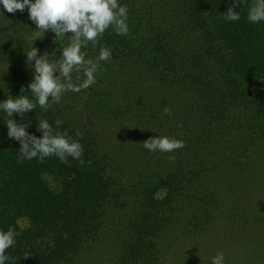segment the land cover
Masks as SVG:
<instances>
[{
	"label": "trees",
	"instance_id": "trees-1",
	"mask_svg": "<svg viewBox=\"0 0 264 264\" xmlns=\"http://www.w3.org/2000/svg\"><path fill=\"white\" fill-rule=\"evenodd\" d=\"M120 3L129 9L128 34L109 29L96 48L82 49L94 61L100 46L111 49V59L99 62L96 84L66 93L47 112L37 105L12 117L30 123L27 131L37 138L41 118L61 120L59 130L83 145V165L71 157L66 163L55 156L22 160L0 113V230L16 232L9 264H82L115 235L122 215L128 216L122 225L136 234L132 242L122 239L124 254L115 262L154 264L172 206L216 211L218 191L201 192L211 174L234 201L236 194L250 197L243 179L264 172V22L247 20L251 0L233 9L241 17L235 22L221 15L231 0ZM0 12V80L9 83L0 87V102L13 94L34 100L23 53L37 39L41 54L59 56L66 41L50 31L38 36L27 9L7 13L0 6ZM112 132L118 147L107 149L100 138L108 141ZM156 135L185 147L146 152L142 144Z\"/></svg>",
	"mask_w": 264,
	"mask_h": 264
},
{
	"label": "clouds",
	"instance_id": "clouds-1",
	"mask_svg": "<svg viewBox=\"0 0 264 264\" xmlns=\"http://www.w3.org/2000/svg\"><path fill=\"white\" fill-rule=\"evenodd\" d=\"M243 3L247 4V0H243ZM239 4H242V0H231L226 13L221 14L226 21L240 20V12L233 10ZM0 6L7 13L24 12L27 9L28 18L36 26L38 36L43 37L50 31L56 39L66 41L59 56L54 51L41 54L40 49L33 46L37 39H33L23 53L32 71L27 91L34 100L21 94L16 98L8 96L0 102V113L6 118L4 125L7 137L19 143L22 160L38 159L42 162L55 156L66 163L71 157L83 165V145L67 131L59 130L63 123L61 120L57 119L52 124L48 119L41 118L36 125V131L41 134L37 138L27 131L30 123H17L12 117L17 114L23 118L24 114L33 112L37 105L47 112L54 104H59L66 93H79L96 84L99 62L111 59V49L100 46L95 61L88 58L82 49L89 43L96 48L100 45V38L109 29L117 35H127L128 6L121 4L120 0H0ZM0 16H3L2 12ZM247 20L252 24L264 22V0H251ZM170 111L169 108L164 109L165 114ZM76 136L82 138L79 132ZM142 145L146 152L161 153H173L185 147L182 140L157 135ZM15 243L16 232L13 228L0 230V264H9L11 257L6 252ZM210 264H225L224 252L218 251L210 256Z\"/></svg>",
	"mask_w": 264,
	"mask_h": 264
},
{
	"label": "rangeland",
	"instance_id": "rangeland-1",
	"mask_svg": "<svg viewBox=\"0 0 264 264\" xmlns=\"http://www.w3.org/2000/svg\"><path fill=\"white\" fill-rule=\"evenodd\" d=\"M0 59L2 60V56ZM7 85L9 83L0 80V87ZM8 96L13 98L14 94L4 95L5 99L2 101ZM112 133L108 141L104 136L100 138L101 145L105 144L107 149L113 145L118 147L117 136L115 132ZM161 134V131L158 132V135ZM260 146V154L264 160V142ZM125 165H129V162L125 161ZM211 175L210 184L201 192L218 191L221 196L218 210L200 211L185 203L172 206L173 212H166L169 217L165 236L157 241L161 255L154 264H210V256L218 251L224 252L225 264H264V172L243 179L250 197L243 199L236 194L238 197L235 196L234 201L225 195L230 190H224L219 185L220 176L216 173ZM46 183L56 186L53 178H46ZM124 216L116 219L115 229L112 231L115 235L109 233L99 251L93 256H87L82 264H118L115 261L124 254L122 239L132 242L136 234L132 227L122 225L121 222L128 218ZM117 235L121 238H117Z\"/></svg>",
	"mask_w": 264,
	"mask_h": 264
}]
</instances>
